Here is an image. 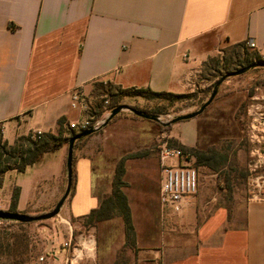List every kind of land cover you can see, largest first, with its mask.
I'll return each mask as SVG.
<instances>
[{"label": "crops", "instance_id": "obj_1", "mask_svg": "<svg viewBox=\"0 0 264 264\" xmlns=\"http://www.w3.org/2000/svg\"><path fill=\"white\" fill-rule=\"evenodd\" d=\"M248 41L264 51V0H0L3 139L12 144L38 131L56 134L60 118L74 121L70 95L75 89L90 95L95 86L110 83L174 94L203 90L202 64ZM8 132L15 135L13 142ZM66 152L62 146L46 153L25 170L48 154L58 157L57 177L38 180L33 193H46L48 182H61ZM73 176L65 219L82 218L100 204L89 159L74 162ZM15 187L20 190L17 210L23 211L24 188ZM196 194L180 215L160 211L149 254L125 264H264V197L248 198L242 207L219 204L200 219L191 212ZM68 241L47 254L48 264H118L109 253L99 262L90 238L75 246L71 242L70 248L64 246Z\"/></svg>", "mask_w": 264, "mask_h": 264}, {"label": "rangeland", "instance_id": "obj_2", "mask_svg": "<svg viewBox=\"0 0 264 264\" xmlns=\"http://www.w3.org/2000/svg\"><path fill=\"white\" fill-rule=\"evenodd\" d=\"M239 52L244 53L242 47L230 46L222 50L214 57L221 61L218 67H214L215 63L212 60H207V65L203 68L207 86L203 90L187 93V96L175 100L147 99L130 94L135 89H118L110 83L94 87L93 92H98L103 87L104 90L110 91L108 93L115 95L112 99L110 96L94 99L92 102L96 108L104 98H108L110 104L126 105L156 115L160 120L156 122L144 119L130 110H123L105 127L76 142L74 147V162L81 157L91 162L93 194L100 202L112 193L115 173L119 163H123L121 190L127 197L133 226L135 224V248L130 246L126 239L121 217H114L94 226L85 225L84 218L65 219L64 213L73 196V186L60 213L52 219L23 224L2 220L0 242L3 245L8 244L10 252L4 251V246L2 247L0 264L23 263L39 255H50L51 250L61 247L62 243L71 239L73 246L77 245L80 239L94 240L99 262L105 253L115 255L118 264L131 262L134 256L139 257L141 253L149 254L147 250L152 246L148 242L157 234V224L161 221L158 201L161 150L163 146L179 148L175 144V142L182 144L178 135L188 144H192L187 147L215 148L228 154V165L220 175L206 168L197 169L200 184L194 196L191 212L197 214L200 219L219 204L242 207L248 198L264 197L263 67L227 78L220 86L214 101L202 114L188 121L165 126L175 117L198 110L211 95L208 92L209 87L228 72L239 68L231 63L236 61L233 54ZM249 52L253 50L250 48ZM76 118L77 113L74 112L72 119ZM67 130L65 127V131ZM66 135L65 132L64 137ZM14 136L9 132L6 134L10 142L14 141ZM63 146L67 150L68 143ZM193 161L191 157L190 163ZM58 163L56 154H48L40 164L29 168L25 173L6 174L0 188V210L10 211V208H5L10 205L12 191L17 184L24 188L22 201L24 210L17 212L39 216L52 211L65 192L66 173L60 183L48 182L46 193H33V185L42 178L47 181L55 179L59 172ZM177 163L176 159L164 161L168 166H175ZM228 175L232 178L230 188L224 183ZM65 220L71 224V229ZM177 220L176 218L173 221ZM70 231L72 237L69 235ZM136 239L140 242L139 246L136 245ZM25 248L26 251L22 252Z\"/></svg>", "mask_w": 264, "mask_h": 264}, {"label": "trees", "instance_id": "obj_3", "mask_svg": "<svg viewBox=\"0 0 264 264\" xmlns=\"http://www.w3.org/2000/svg\"><path fill=\"white\" fill-rule=\"evenodd\" d=\"M233 47H242L244 53H234L233 57L236 58V61L231 63L235 64L236 67L234 71L243 68L245 66L251 65L253 63L263 61L261 54L255 50L249 52V47L246 43H240L233 45ZM242 56H244L242 58ZM215 63L214 67L220 65V59H214V57L209 58ZM236 62V63H235ZM225 63V61H224ZM207 65V61L202 64L201 77L204 78L203 68ZM211 67V69H214ZM230 73V72H228ZM227 73V74H228ZM215 84V83H214ZM212 84L208 92H212L214 87ZM119 89V88H118ZM109 90L106 91L103 87L97 92L90 94L93 98L110 96L112 99ZM132 95H139L147 99H167L175 100L187 96L186 94H174L169 92H154L149 89H136L133 92H130ZM110 101V100H109ZM205 103V102H204ZM102 103L100 102L97 107L101 108ZM117 104H110L109 108L113 109ZM171 124L165 125L166 127ZM65 127L68 129L65 131ZM65 132L67 133L64 137ZM77 134L76 131L69 128L68 122L65 118H60L58 120V131L56 134L53 133H42L37 138H32L33 133H30L26 136H19L12 144H9L6 140L3 139L2 127L0 126V188L3 186L4 176L7 172L15 170L18 173H23L29 167L39 162L46 153L55 152L60 149L65 143L69 142V139ZM79 141V140H78ZM76 141V142H78ZM75 142V143H76ZM184 154L191 156L193 158L192 166L196 169L206 168L213 173L219 174L223 171L224 168L228 165V154L222 153L221 151L215 148H199V147H187L180 143L175 142ZM75 147V146H74ZM74 166V158H73ZM123 163L120 162L115 173L114 182L112 186V193L109 196H106L102 199L99 206L95 209H92L89 214L82 217L85 220V225L94 226L95 224L110 220L114 217H121L124 222V230L126 234V239L128 240L130 246L134 247L135 245V229L132 222L131 210L128 205V200L126 195L122 192L121 186V176L123 174ZM232 178L228 175L224 179V183L227 188L231 187ZM74 186V176L72 179V187ZM20 190L18 187H14L11 196L10 202V211L17 212V205L19 200ZM23 224V223H22ZM1 239V237H0ZM4 246V251L10 252V247L8 244L3 245L0 242V250ZM26 248L22 251L25 252ZM28 261L23 263H10V264H25Z\"/></svg>", "mask_w": 264, "mask_h": 264}, {"label": "built area", "instance_id": "obj_4", "mask_svg": "<svg viewBox=\"0 0 264 264\" xmlns=\"http://www.w3.org/2000/svg\"><path fill=\"white\" fill-rule=\"evenodd\" d=\"M247 46L257 49L253 41H248ZM261 58L264 61V51ZM96 98L91 97L82 89H75L70 95V108L77 113L78 117L68 123L69 128L80 133L89 128H99L108 118L112 109L109 108V99L101 101V109L93 104ZM42 132L33 133L32 138H37ZM167 159H176L175 166L164 164ZM191 157L184 154L179 148L163 146L161 150V178L159 185V207L162 214L177 216L182 213L185 203L190 197L197 193L200 184V174L190 163ZM3 223L0 220V225ZM71 247V240L64 244ZM25 264H48L47 255H39Z\"/></svg>", "mask_w": 264, "mask_h": 264}, {"label": "water", "instance_id": "obj_5", "mask_svg": "<svg viewBox=\"0 0 264 264\" xmlns=\"http://www.w3.org/2000/svg\"><path fill=\"white\" fill-rule=\"evenodd\" d=\"M258 67L264 68V61H259V62L253 63L251 65L245 66L243 68H240L236 71H232V72L224 75L215 83L209 99L205 103H203L198 110H196L192 113H189V114H185V115L175 117L168 124H175L178 122L188 121V120L196 118L197 116L202 114L204 112V110L214 101L215 97L217 96V94L219 92L220 86L224 83V81L227 78L242 75V74H244V73H246V72H248L254 68H258ZM123 110H130L136 116L144 118V119H148V120H152V121H156V122L160 121L159 117L156 115H151V114L145 113L143 111H139V110H136L134 108H130L126 105H120V106L113 108L110 112V115L105 120V122L103 123L102 126H100L99 128H89L85 131H82L80 133L75 134L74 136H72L69 139L68 148H67V155H66V163H65L67 185H66V189H65L63 196L58 201V203L56 204L55 208L52 211L45 213V214H42V215H39V216H28V215H25V214H22L19 212L0 210V220L17 221V222H21V223H30V222H35V221L48 220V219H52V218L56 217L60 213V210H61L64 202L68 198V196L71 192V189H72L73 158H74L75 142L78 140H81L85 137H88V136L96 133L97 131H99L101 128L105 127L113 117H115L118 113H120Z\"/></svg>", "mask_w": 264, "mask_h": 264}]
</instances>
